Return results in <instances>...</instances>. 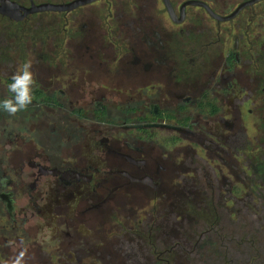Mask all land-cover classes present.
Here are the masks:
<instances>
[{
  "label": "flooded vegetation",
  "instance_id": "obj_1",
  "mask_svg": "<svg viewBox=\"0 0 264 264\" xmlns=\"http://www.w3.org/2000/svg\"><path fill=\"white\" fill-rule=\"evenodd\" d=\"M75 1L0 0V264H264V0Z\"/></svg>",
  "mask_w": 264,
  "mask_h": 264
},
{
  "label": "clouds",
  "instance_id": "obj_2",
  "mask_svg": "<svg viewBox=\"0 0 264 264\" xmlns=\"http://www.w3.org/2000/svg\"><path fill=\"white\" fill-rule=\"evenodd\" d=\"M31 69V61L23 63L12 75L8 84L10 97L0 100V109L9 116H15L18 112L26 110L33 102L32 87L35 79Z\"/></svg>",
  "mask_w": 264,
  "mask_h": 264
},
{
  "label": "water",
  "instance_id": "obj_3",
  "mask_svg": "<svg viewBox=\"0 0 264 264\" xmlns=\"http://www.w3.org/2000/svg\"><path fill=\"white\" fill-rule=\"evenodd\" d=\"M92 1H94V0H77V1H75L73 3H71V4H67V5H64V6L52 7V9L59 10V11H66V10L74 9L78 5L86 4V3H89V2H92ZM36 10H43V7H39Z\"/></svg>",
  "mask_w": 264,
  "mask_h": 264
}]
</instances>
